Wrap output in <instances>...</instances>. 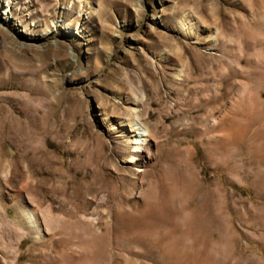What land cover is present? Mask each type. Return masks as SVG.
Here are the masks:
<instances>
[{"label": "rangeland", "instance_id": "obj_1", "mask_svg": "<svg viewBox=\"0 0 264 264\" xmlns=\"http://www.w3.org/2000/svg\"><path fill=\"white\" fill-rule=\"evenodd\" d=\"M261 3L1 0L0 264H91L104 234L128 257L116 215L161 165L206 205L219 264H264ZM127 121L148 133L137 165Z\"/></svg>", "mask_w": 264, "mask_h": 264}, {"label": "bare ground", "instance_id": "obj_2", "mask_svg": "<svg viewBox=\"0 0 264 264\" xmlns=\"http://www.w3.org/2000/svg\"><path fill=\"white\" fill-rule=\"evenodd\" d=\"M10 1L12 0H9V2ZM258 9L262 10L261 13H264V3L259 4ZM255 95H257V90ZM254 100L256 106L264 105L257 97H255ZM244 103L245 102H243V104ZM260 119L258 121L264 124V114L260 116ZM103 120L105 121L107 119L104 118ZM251 120V116L246 114L244 121L250 122ZM123 126L126 128L127 136L125 137V141L129 147L128 153H130L125 163L128 165H137L138 154L143 153L146 149L148 133L144 128L134 122L127 121ZM258 136L263 139L264 132L259 133ZM179 159L183 164L184 161L186 162L187 160L184 159L183 161L181 158ZM174 164L175 163H173V165ZM186 164L187 163L184 165ZM175 165L177 166L178 164L176 163ZM161 166L162 169H159L160 171L163 170L160 172L161 174H158L156 180L154 179V183H151V185L149 183V187L147 186L148 191L145 194L143 202H141L142 204L140 203V210H138L136 214L120 212L116 215L117 229L114 235L115 248L116 251H124L123 253H127L129 256L125 257L119 253L109 255L107 253V248L108 242L110 241H108V237V240H106L104 234L101 237L92 238L93 243L91 244H93L94 247H91L95 249L94 255L91 254V261H88L89 258L86 256L88 258L86 261L91 262V264H219L214 258V250L211 248L210 244L212 233L210 234L209 230L208 217L210 216H208L206 205L198 200L197 196L193 193L194 190L191 182L184 174L180 173V170L179 173H176L174 169L171 170L172 168H170L171 171H169V169L166 170L167 168L164 170L163 165ZM143 171L137 172L140 173ZM258 172V178L264 183V177H262L264 171L260 170ZM149 173L153 175L151 171ZM155 176H157V174ZM181 196L185 197V199L182 205L178 207V203L175 200ZM120 209H122V206ZM258 241L264 248V239L259 238ZM221 242L224 244V251L226 253L229 251L230 253V250L227 248V243H225L226 241L222 236ZM120 244L125 245L121 247ZM132 246H135V250L137 251H135ZM229 253H227V255H229ZM155 254L157 256H155ZM230 256L232 257V255ZM236 257L235 254L234 259H236ZM240 261L244 264H260V261L255 255L243 257Z\"/></svg>", "mask_w": 264, "mask_h": 264}]
</instances>
